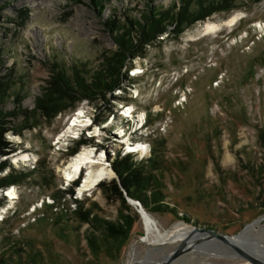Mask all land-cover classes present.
Here are the masks:
<instances>
[{
    "label": "rangeland",
    "instance_id": "1",
    "mask_svg": "<svg viewBox=\"0 0 264 264\" xmlns=\"http://www.w3.org/2000/svg\"><path fill=\"white\" fill-rule=\"evenodd\" d=\"M93 1L0 0V78L12 83L3 106L22 111L8 124L20 132L6 131L10 145L0 152V179L17 180L0 186V264H129L133 242L149 239L148 216L158 229L140 245L144 260L150 251V260H161L177 246L181 239L165 243L177 224L235 234L255 220L245 230L264 249V0H191L187 10L213 12L158 33L126 62L114 90L97 87L95 97L61 100L64 110L43 115L35 102L54 65L71 79L77 65L94 82L105 52L117 49L105 20L140 19L148 2ZM83 118L90 126L73 124ZM83 136L90 143L77 146ZM88 149L112 175L81 192L88 169L68 180L64 168ZM129 154L151 172L147 207L115 169ZM124 215L136 223L119 249L102 231L107 221L122 225ZM212 243L173 264H251Z\"/></svg>",
    "mask_w": 264,
    "mask_h": 264
},
{
    "label": "trees",
    "instance_id": "2",
    "mask_svg": "<svg viewBox=\"0 0 264 264\" xmlns=\"http://www.w3.org/2000/svg\"><path fill=\"white\" fill-rule=\"evenodd\" d=\"M96 5L100 3V0L93 1ZM183 3L182 7L178 10L173 8V5L165 7L163 4H155L154 0H148L146 7L142 12V17L127 18L126 23L121 26L120 23L114 18L105 20V24L108 27L112 38L117 43V49L115 51H109L112 54L110 56L104 54L103 69L97 72L93 78L94 82H87L80 72L81 70L77 65L72 66L73 79L69 78L66 74V70L55 64L53 67L52 75L48 81L47 86L42 90V94L37 97L35 102V109L42 112L43 115L52 116L58 112L64 110L66 106H62L60 101H64L67 98L73 100H80L86 97H95V88L103 87L107 91H112L116 87L120 86V76L122 68L126 62L132 57L138 55L146 44H152L156 35L160 32H165L170 25L175 24L176 30H180L183 27V23L191 22L197 18H203L205 15H209L213 12L210 10L206 12H195L187 10L188 4H191V0H180ZM204 3L199 2V7L203 8ZM104 7V4H101ZM199 8V10H202ZM2 60L0 58V69L2 67ZM5 76L0 78V152L5 153V148L10 145L4 140V134L8 130L16 131L15 127L8 126L11 119L10 117L22 113L19 110L6 111L3 103L4 98L7 96V92L11 89L12 83L5 81ZM78 95V96H77ZM22 110V109H20ZM20 132V130H18ZM264 141V135H262ZM91 139L88 137H81L76 145L80 146L85 143H90ZM2 142V143H1ZM2 144V145H1ZM147 167L151 168V162H147ZM5 167V164L0 165V172ZM146 166L142 162L136 164L131 161V155L122 157L115 163V169L124 188L127 190L130 197L141 200L145 207H147V198L143 195V189L148 188L151 179V172L145 170ZM17 182L16 179H0V186L5 187L9 184ZM77 182L76 184H78ZM78 202L77 200H75ZM187 216H190L186 214ZM192 218V216H190ZM122 225H118L115 221H107L105 230L102 231L103 238L112 239L119 242V249H121L130 240L131 231L134 228L136 219L123 216V219L118 220ZM212 224L211 222H208ZM92 248H96L94 241L90 240ZM100 251V250H99ZM98 252V250L96 251Z\"/></svg>",
    "mask_w": 264,
    "mask_h": 264
},
{
    "label": "bare ground",
    "instance_id": "3",
    "mask_svg": "<svg viewBox=\"0 0 264 264\" xmlns=\"http://www.w3.org/2000/svg\"><path fill=\"white\" fill-rule=\"evenodd\" d=\"M237 19H238V17H235L234 19L227 21V22L229 25H232V24H234V21ZM208 26L211 29L212 28L216 29L218 27L217 25L212 24L211 22L209 23ZM132 111H133V108L129 107V109L125 111L126 116L130 115ZM88 123H90V121L83 118V119H75L73 124H75V126H77V125L86 126V125H88ZM129 149L131 150V147H129ZM137 149H139L141 152H144V148L141 146H138ZM137 149H134V150H137ZM94 154H95L94 149H88L85 152H81L75 158L72 159V162L70 163L69 166L64 168V173L67 176L68 180L70 178H74V176L76 177V175L80 171H83L84 168L88 169L86 181L84 182V185L81 188V192H83L84 190L88 191V190L92 189L93 186H95L99 181H101V180L103 181L105 178L112 175V171L110 170V168L105 166L102 163V161H99V160L96 161L94 159V157H95V156L93 157ZM28 158H29V155L24 154V155H21L20 157H18V159L16 161L19 162L20 160H26ZM16 193L17 192L14 189L12 191H9L8 194L10 195L11 199H14L17 197ZM142 210H144V209H142ZM258 221H261V220H258ZM145 223H146V229L149 232V239H150L152 232H156V228L158 229V227H157L158 225L156 224V221L152 220V218L150 216L145 217ZM249 230L250 229H247L242 234H240V236L237 238V241H240L241 244L246 246V247H253L254 248L253 250L256 251V253L261 252L264 255V249H260V247H259L260 244L257 241L251 239ZM190 231H191L190 228H186L182 225L177 224V226L174 227V230L169 232L166 236V238L170 239V241L165 240L166 241L165 243H167V242L169 243L172 240H180L185 235H187ZM145 237H143L144 239H141L138 241L135 240L133 242L132 248H131L129 264H159L160 261L165 257V256H163L161 260H150L149 258H153L152 254H154L153 253L154 251H150V253L146 256V258L144 260L142 258L143 252L141 251L140 245L149 240L148 238H145ZM196 237H198V235H196L195 238ZM212 242H218V241H211V243ZM200 247H201V245H199L198 247H195L192 251L195 253L199 250ZM258 250H260V251H258ZM146 260H147V262H145Z\"/></svg>",
    "mask_w": 264,
    "mask_h": 264
},
{
    "label": "water",
    "instance_id": "4",
    "mask_svg": "<svg viewBox=\"0 0 264 264\" xmlns=\"http://www.w3.org/2000/svg\"><path fill=\"white\" fill-rule=\"evenodd\" d=\"M139 202L140 201L137 200L133 201V203L137 205L140 204ZM142 209L144 208L141 206L139 212H141ZM252 222L248 223L247 226ZM246 227L238 233L228 234L227 232L225 233L206 227L200 228L196 226L181 239L177 246H175L172 250L168 252V254L160 261L159 264H173L184 254L186 255L199 245L205 243L208 247L214 245L213 243H211V241H218L220 245L227 246L228 249L235 252L237 256L241 257L247 262H250L251 264H264L263 253H256V251L253 250V247H246L242 245L240 241H237V238L240 236V234L245 231ZM196 235H198V237L195 238Z\"/></svg>",
    "mask_w": 264,
    "mask_h": 264
}]
</instances>
